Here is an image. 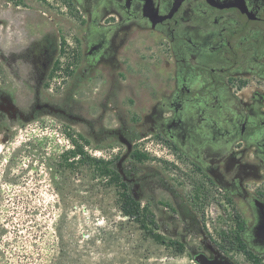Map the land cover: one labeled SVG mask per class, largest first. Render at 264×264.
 <instances>
[{"label":"rangeland","instance_id":"obj_1","mask_svg":"<svg viewBox=\"0 0 264 264\" xmlns=\"http://www.w3.org/2000/svg\"><path fill=\"white\" fill-rule=\"evenodd\" d=\"M40 1L0 0V97L11 100V112H0V264H197L203 227L216 246L236 247L252 221L247 204L216 196L215 186L154 135L138 138L125 163L136 177H152L154 188L142 190L139 219L123 213L132 187L102 177L92 160L117 171L127 149L112 131L146 112L130 106L123 75L115 90L107 70L79 80L80 19ZM47 34L60 42L61 65L43 84L41 102L60 104L75 82L74 112H31L38 85L24 50ZM132 66L140 69L138 58ZM143 76H151L148 69ZM77 144L89 159L71 154ZM193 214L198 223L189 231L183 216ZM227 254L235 264H264V257L256 263L237 250Z\"/></svg>","mask_w":264,"mask_h":264},{"label":"flooded vegetation","instance_id":"obj_2","mask_svg":"<svg viewBox=\"0 0 264 264\" xmlns=\"http://www.w3.org/2000/svg\"><path fill=\"white\" fill-rule=\"evenodd\" d=\"M40 2L64 5L80 19L81 49L75 55L79 80L107 70L115 90L123 75L130 106L134 112H146L136 123L124 122L112 133L122 135L133 148L141 136L154 135L190 162L205 184L215 186L216 196L229 204L242 201L251 210V224L239 233L236 247L216 246L203 227V249L195 248L194 253L233 262L227 253L237 250L260 263L264 257V234L258 229L264 213V0ZM59 43L47 34L24 50L38 85L31 112L75 111L71 93L75 82L60 104L41 102L43 84L61 65ZM133 58L140 61L139 70L133 69ZM147 69L151 76H143ZM147 85L152 90L144 94ZM10 103L2 95L0 112H11ZM125 163L132 193L136 186L140 195L154 188L152 177H136L131 168L126 171ZM197 219L194 214L183 216L189 231L197 226Z\"/></svg>","mask_w":264,"mask_h":264},{"label":"trees","instance_id":"obj_3","mask_svg":"<svg viewBox=\"0 0 264 264\" xmlns=\"http://www.w3.org/2000/svg\"><path fill=\"white\" fill-rule=\"evenodd\" d=\"M73 156L79 155L81 158L85 159L88 158L89 156L86 155L85 151L83 150L82 146H79L77 144L76 149L71 152ZM139 160H142L144 156L142 155H137ZM92 162L99 164L102 166V170L100 175L102 177H110L112 181L120 182L122 183V186L125 188L127 186V183L123 181L122 176L118 173V171H114L111 168H109V163H105L103 160H92ZM126 189V188H125ZM124 207H123V213L129 217H135L138 218L140 217V203L139 201H136L134 197L130 196L129 194L124 195ZM139 221V220H138ZM152 224L156 225L155 222H151ZM240 227H244L242 225H239Z\"/></svg>","mask_w":264,"mask_h":264},{"label":"water","instance_id":"obj_4","mask_svg":"<svg viewBox=\"0 0 264 264\" xmlns=\"http://www.w3.org/2000/svg\"><path fill=\"white\" fill-rule=\"evenodd\" d=\"M13 111L14 108L11 107ZM119 141L126 146L127 152L124 154L118 161L117 163V171L118 173L122 176L124 182H129L125 169H124V163L127 161V159L130 157L132 151H133V145L127 141L122 135H119ZM136 189H138V186L135 187L133 190V197L135 198L136 201H139L141 199V195L136 192ZM259 233L264 234V213L261 216V220L259 222ZM195 262L197 264H233L228 259H221L220 261L218 259L215 260H210L205 254L201 253L195 256L194 258Z\"/></svg>","mask_w":264,"mask_h":264},{"label":"built area","instance_id":"obj_5","mask_svg":"<svg viewBox=\"0 0 264 264\" xmlns=\"http://www.w3.org/2000/svg\"><path fill=\"white\" fill-rule=\"evenodd\" d=\"M61 73V72H60ZM58 80V78L56 77V78H53V80H52V82H51V84H50V91L51 92H54V90L56 89V86H57V83H56V81ZM62 81H65L66 80V78H63V79H61ZM58 85L59 86H61L62 85V82H59L58 83Z\"/></svg>","mask_w":264,"mask_h":264}]
</instances>
